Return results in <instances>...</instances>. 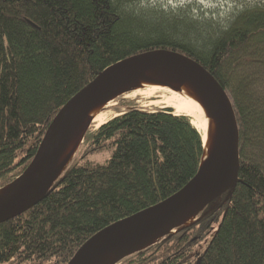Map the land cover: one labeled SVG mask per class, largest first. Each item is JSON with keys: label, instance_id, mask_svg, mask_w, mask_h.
Wrapping results in <instances>:
<instances>
[{"label": "trees", "instance_id": "16d2710c", "mask_svg": "<svg viewBox=\"0 0 264 264\" xmlns=\"http://www.w3.org/2000/svg\"><path fill=\"white\" fill-rule=\"evenodd\" d=\"M143 0H0V189L28 167L58 111L109 66L167 49L228 94L239 131L237 182L196 223L118 264H264V0L220 29ZM170 109L131 108L88 130L44 197L0 224V264H67L89 238L181 190L200 133Z\"/></svg>", "mask_w": 264, "mask_h": 264}, {"label": "water", "instance_id": "95a60500", "mask_svg": "<svg viewBox=\"0 0 264 264\" xmlns=\"http://www.w3.org/2000/svg\"><path fill=\"white\" fill-rule=\"evenodd\" d=\"M145 68L168 69L188 78L214 113L220 143L204 163L203 150L198 172L181 190L163 202L100 229L78 248L67 264H88L94 254L112 250L117 252L119 263L146 249L144 246L147 243L201 196L210 194L203 209L236 184L239 172V131L228 94L215 77L197 61L172 50H151L109 66L62 106L47 127L28 167L11 184L0 189V224L21 215L44 197L57 178L48 188L43 178L55 166L66 134L94 103L108 92L129 82ZM129 231H133L134 235L131 243L125 245L122 237ZM197 264H200V259Z\"/></svg>", "mask_w": 264, "mask_h": 264}, {"label": "bare ground", "instance_id": "6f19581e", "mask_svg": "<svg viewBox=\"0 0 264 264\" xmlns=\"http://www.w3.org/2000/svg\"><path fill=\"white\" fill-rule=\"evenodd\" d=\"M161 92L171 93L176 96L174 105L182 115L191 117V124L201 135L203 145V159L208 158L220 143V134L217 130L214 113L207 101L204 99L196 86L185 76L162 68H148L138 73L133 79L126 84L108 92L99 101L87 111L84 117L76 126L65 136L63 149L58 156L55 166L43 178L47 182V188L55 178L61 175L66 168L71 157L76 153L81 145L86 132L92 125L98 129L104 125L109 116L113 113L104 111L111 106L115 99L121 96L131 94L135 97L141 95L152 97ZM172 106V105H171ZM209 193L201 196L197 201L182 211L166 228H164L156 237L147 243L144 247L155 244L165 234L179 227H188L196 223L198 212L207 203ZM134 232L129 231L123 237V243L129 245L132 241ZM142 247V248H144ZM116 251L98 252L92 256L88 264H116Z\"/></svg>", "mask_w": 264, "mask_h": 264}, {"label": "rangeland", "instance_id": "374dc122", "mask_svg": "<svg viewBox=\"0 0 264 264\" xmlns=\"http://www.w3.org/2000/svg\"><path fill=\"white\" fill-rule=\"evenodd\" d=\"M252 2H254V0H143L142 3L152 8L162 10L163 12L187 11L195 20L202 23L214 24L217 29H224L230 24L240 8ZM175 98L176 96L173 94L165 92L147 98L141 95L133 97L131 94L121 96L115 99L112 105L104 110L113 113L108 117L106 122L125 113L126 110L128 111V109L131 108H139L146 111L170 109L174 115H179L180 117L182 113L179 112L177 104L174 105L173 101H175ZM95 129V125L89 128V130ZM198 216L199 214L197 218ZM116 264H118V262Z\"/></svg>", "mask_w": 264, "mask_h": 264}]
</instances>
